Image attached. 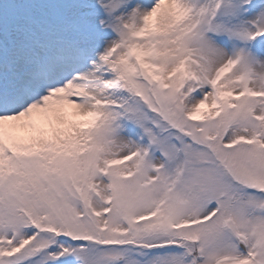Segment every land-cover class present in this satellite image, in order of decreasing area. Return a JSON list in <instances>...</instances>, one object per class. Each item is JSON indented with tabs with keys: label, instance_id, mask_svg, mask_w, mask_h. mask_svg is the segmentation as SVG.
<instances>
[{
	"label": "snow or ice",
	"instance_id": "1",
	"mask_svg": "<svg viewBox=\"0 0 264 264\" xmlns=\"http://www.w3.org/2000/svg\"><path fill=\"white\" fill-rule=\"evenodd\" d=\"M0 264H264V0H0Z\"/></svg>",
	"mask_w": 264,
	"mask_h": 264
}]
</instances>
